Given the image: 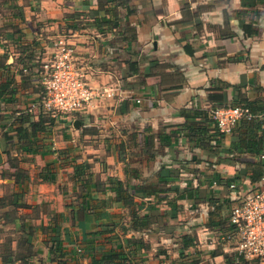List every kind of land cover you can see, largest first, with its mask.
Listing matches in <instances>:
<instances>
[{
	"label": "crops",
	"instance_id": "obj_1",
	"mask_svg": "<svg viewBox=\"0 0 264 264\" xmlns=\"http://www.w3.org/2000/svg\"><path fill=\"white\" fill-rule=\"evenodd\" d=\"M115 5L112 0L95 14L98 0H0V82L18 87L15 95L7 94L0 100V197L8 195L31 205L18 211L35 210L42 202L57 198L54 212L64 213L65 222L71 221L63 225L69 264H91L87 241L94 231L106 228L102 224L108 220L113 221L111 229L118 240H106L107 233L94 245L110 249L120 243L130 251L132 264H232L229 256L233 251L216 240L221 232L218 220L228 219L238 193L230 184L236 183L243 191L252 184V168L259 162L264 164V148L259 155L236 150L234 143L243 131L239 125L234 132L223 133L219 141L213 137L199 144L192 142L183 128L186 118L182 111L233 103L239 96L251 101L264 97V0H128L127 6ZM111 9H117L122 17L117 28L111 26ZM2 10L15 12L3 15ZM81 15L82 28H72L77 20L74 16ZM45 20L55 23L51 28L61 29L59 36L65 29L69 32L65 36L87 59L90 83L111 93L93 101L86 116L80 113L83 126L93 127L95 134L82 128L76 133L78 137L71 136L68 126L79 119L75 114L56 120L48 133L54 154L41 148L35 153L25 152L17 134L6 138L15 133L16 119L36 98L40 86L34 76L23 78L13 47L22 46L24 38H33L35 45L45 43ZM248 21L257 33L246 32L244 23ZM88 30L93 33L82 34ZM62 126L67 131L62 137L56 136L54 128ZM101 136L102 143L94 146L93 139ZM73 146L92 164L94 172L90 193L80 200L88 202L87 208L72 203L66 206L65 189L64 195L58 190L43 192L60 186L59 173L57 182H51L39 172L35 182L39 187L29 198L36 167L30 171L26 157L41 165L42 171L47 161H57L56 167L61 162L57 160L59 150ZM66 156L62 167L71 173L73 168L67 165L71 158ZM9 159H18L30 178L16 183V168ZM163 167L171 169L172 185L179 188L176 218L167 215L171 208L168 198L175 192L143 194V187L159 184ZM110 179L136 187L140 191L132 198L136 204H111L116 190L111 189L115 183H105ZM213 200L221 208L211 214ZM10 208L14 210L11 205L0 208V217L7 219ZM46 215L52 217L53 211ZM134 218L146 224L135 226ZM211 218L213 226L208 224ZM185 242L190 245L185 246ZM46 252L47 258L39 262L35 258L32 264H55L48 247Z\"/></svg>",
	"mask_w": 264,
	"mask_h": 264
},
{
	"label": "trees",
	"instance_id": "obj_2",
	"mask_svg": "<svg viewBox=\"0 0 264 264\" xmlns=\"http://www.w3.org/2000/svg\"><path fill=\"white\" fill-rule=\"evenodd\" d=\"M110 1L112 0H98V8L94 9V13L96 14L100 12V8L104 7L106 3H109ZM114 1H116L115 6H127L128 4V0ZM110 15L112 17V20H110L111 26L113 28H117L120 25L122 17L119 16L117 9H111ZM105 18L106 16L103 17V19ZM75 19L77 20L75 21ZM73 20L76 24H73L72 28H79L80 23H78V18L74 16ZM244 27L247 33L254 34L258 32L257 30H253L252 23L249 21L246 24L244 23ZM25 46L27 49L25 51L23 50V54L18 57L17 61L22 65L20 73L22 74L23 78L30 79L33 78V76H36L34 70H32V60L34 59L33 57L37 54V50L34 40L31 43L27 42ZM233 59H235V57H233ZM25 67H29L28 72H25L23 70V68ZM24 73L27 75V77L26 75H24ZM24 85H27V82ZM17 88V85L13 86L11 82L2 80L0 82V100L5 99V96L7 94L15 95L18 91ZM42 90L43 89H41L40 92ZM261 91L264 93V88H262ZM226 105H243L245 107H248L251 113L253 114L252 119H243L239 123V128L237 126L234 129V131L237 128L239 130L243 129V131H241L239 134V139L237 140V142L234 143V148L239 151H250L257 155L262 153L264 148V97L259 98V100L251 101L247 98H242V96H239L237 97V99H235L233 103L213 105L209 109H184L182 113L185 116L186 121L183 124V128L187 131L190 140L192 142L197 141V143L199 144L205 138H209L211 140L213 137H215L216 141H219V139H221L220 136H222L223 133L220 131L216 120L212 117V110ZM1 109L2 108L0 103V118L2 117ZM74 114H78L76 116L79 117L78 120L81 121L82 128L85 133L95 134L96 129H94L93 127L83 126L85 122L84 119L81 117L80 113H73L72 115ZM57 119L58 118L53 117L47 111H44L40 106L38 108L33 109L32 111L28 106L26 111L21 113V115L18 116V119H16L14 123L15 125H17L16 129H14L15 133L7 135L6 138L12 139L14 134H17L18 143L20 144V148H22L23 151L35 153L39 151V148H41L42 150H45V152H50L54 154L56 152L55 150L47 148L49 145L48 133L49 131H51V128L56 124ZM211 131L212 133H210ZM67 154L68 158H71L70 161H68L67 165L73 168L72 179L77 185H81L82 187V192L80 195V197H82L83 195H85V193L89 192L90 190V185L92 183L91 179L94 176V172L92 171V164L88 161L83 160L81 153H78L75 147H72L70 149L66 148L59 150V157L57 158V160L67 158ZM9 161L11 167L15 166L16 168L13 172L16 183L20 182L21 179L25 180L30 178L28 171L18 165V159L16 160V162H14L13 159H9ZM56 162L57 161L55 160L47 161L45 166L42 168L41 177L44 180L57 182V172H55L54 170L56 168ZM165 168L166 167H163L160 172L161 179L159 184L143 187L144 191H142L143 194H146L149 191H152L155 194H159V192H166L168 194L175 192L173 197L170 196L168 198L169 205H171V210L169 209V213H167V215H169V217L171 218H176L174 212L179 210V205L177 204L179 188L177 186L172 185L173 172L171 171V169ZM252 171V183H255L260 180V178H262V176L264 175V164L259 162L258 165L253 166ZM105 183H115V185L111 186V189L116 190V195L111 199V204L115 201H122L124 205L136 204L135 201L133 202L132 199L134 193H136L138 190L136 187H132L129 184H124V182H122L121 180L113 182V180L110 179L109 182L106 181ZM97 185H95L96 188L98 187ZM66 193L67 191L64 190V194ZM67 198L68 200L66 202V206H71L72 200H70L69 197ZM87 203L88 202L85 199L84 201H81L79 204L80 208H87ZM228 203L231 204V201L229 200ZM235 204L236 203L234 200L232 207ZM9 205L13 206L14 210L5 214L7 219H5L4 222L19 224L23 236H21L18 240V245L16 247H13L12 242L9 243V246L6 244L4 245V248L0 251V257L2 258L1 264H16L17 261H20L23 264H32L38 254L35 248V238L39 229L43 230L46 234V239L44 240L45 243L52 242V245L48 247L50 260L55 264H69V252L65 249L64 239L62 238V234L63 232H65L63 228V222H65L64 213H54L53 216L50 217L48 227H45L43 225L39 226L32 224L27 227V219L24 220L25 217L17 214V212L20 208H30L31 205L26 202L23 203V201L20 202L19 199L14 200L8 195L0 197V208H5ZM212 205L215 209L211 211V214L217 212L221 208V206H219V204H217V201L215 200L212 201ZM139 222L141 225L146 224L142 219L134 218L135 226H137ZM227 222L228 219H226V217H223L220 222L218 220V223H221L218 230H221V232L224 231L227 227ZM208 224L210 226H213L214 218H211V221H209ZM113 225V221L111 222L110 220H108L107 222L102 224V226H105L106 228H104L103 230L100 229L94 231L92 234V239L87 241L90 243L88 248L92 254L91 264H132L129 261L131 259L130 251H126L125 249H123V246L120 245V243L117 242L118 245L116 247H111L110 249H99L96 247L97 245H94L99 236H102L107 233L108 235L106 237V240L110 242L113 240H118V234L115 233L113 229H111V226ZM25 231L27 232V235ZM184 245L188 246L190 245V243L185 242ZM0 246L3 245H1L0 243ZM229 258L230 260H232V264H259V262L254 260H247L243 256H239V261L237 262H235V260H237L238 257L236 258L235 255H230Z\"/></svg>",
	"mask_w": 264,
	"mask_h": 264
},
{
	"label": "built area",
	"instance_id": "obj_3",
	"mask_svg": "<svg viewBox=\"0 0 264 264\" xmlns=\"http://www.w3.org/2000/svg\"><path fill=\"white\" fill-rule=\"evenodd\" d=\"M45 52H38L32 60V70L42 86L29 105L32 111L39 106L55 118L86 113L93 101H99L107 90L102 91L89 81L88 67L80 64L78 51L68 37L60 35L52 39ZM25 72L29 67L23 68ZM212 117L222 133H232L243 119L253 114L243 105H226L212 110ZM264 158V154L262 155ZM235 193L227 227L216 240L227 244L239 261V256L264 264V175L245 191L236 183L230 184Z\"/></svg>",
	"mask_w": 264,
	"mask_h": 264
},
{
	"label": "rangeland",
	"instance_id": "obj_4",
	"mask_svg": "<svg viewBox=\"0 0 264 264\" xmlns=\"http://www.w3.org/2000/svg\"><path fill=\"white\" fill-rule=\"evenodd\" d=\"M10 12H15V11H11V10H2L1 11V13L3 15H7ZM83 22H84V18H83V15H81V17L78 18V23H80L82 25ZM42 23H43V27L45 29V30H42V33L44 35V36L43 35L42 36L43 37L47 36V37L45 38L46 39L45 43H43L41 45H38V44L35 45L37 53L38 52H45L46 50H48V48L52 44V41H53L52 39L58 37L59 33H60L59 31H61V29H59V27H57L55 29L51 28V25H55V23L50 22L49 20H45ZM81 28L82 27H80L79 29H81ZM89 31H90V33H93V32H91V30H88L86 32L83 31L82 34L89 33ZM63 32H64V35L65 34H69V32L66 29ZM32 41H33V38L31 40L24 38L23 39V43L24 44L22 46L21 45H18V46L15 45L13 47L14 51L17 53L16 55H19V56H15V57H20L23 54L22 51L24 50L25 44L27 42L31 43ZM19 51H21V52H19ZM77 53H78V55L80 57L79 58L80 64H83V65H84V63L86 64L87 59L85 57H83V54H80L79 52H77ZM38 87H39L38 89H39V92H40L42 87L41 86H38ZM39 92H38V94H39ZM88 112L84 113V116H86V114H88ZM76 115H74V116H76ZM81 129H82V124H79V127H75L74 123H72L70 126H68V131L71 133V136L73 135V137H75L76 135H77L76 137H78V134H76V133H80ZM105 129L106 128H103V130H105ZM65 131H67V130L65 128H63V126L62 127H58V128H54V132H55L54 134L56 136L59 135V137H62V132H65ZM72 133H74V134H72ZM103 139H104L103 136H101V138H94L92 144L94 146L98 145L99 143H102ZM72 144L75 145L76 141H74ZM58 146H59V144H57V147ZM49 147H51V143H50ZM73 147H76V146H73ZM51 149H52V147H51ZM77 149L81 150L80 145H79V148L77 147ZM83 149H85V148H83ZM30 158L31 157H26L27 161L29 162L28 163V167H30L29 170L32 171L36 167V170H34V180L35 181H32L33 184H32V186L30 185V187H29L30 190L27 193V195L30 196L29 198L32 199V195H33V191L32 190H36L39 187V184H37V186L35 187V182L38 181V179L40 178L38 176V173L41 172L40 171L41 170V165H38L35 160L31 162ZM98 159L101 160V157L98 158ZM64 162H66V161L62 158L61 162H58V164L56 165L57 173H59V184H60V186L58 184H56L55 190H52V189L50 190L48 188V189H45L43 192L44 193H47V192L51 193L53 191L56 192L58 190V192H60L61 194L64 195V193H62V191L65 189V190L68 191L69 199H72V205L74 207H77L80 204V200H81L80 195H81V192H82V187H81V185H75V181L73 179L71 180L72 172L69 173L68 170H66L65 167H62V164ZM65 177H67V180L65 179ZM26 198H27V196H26ZM57 208H58V202H57V198H56L53 202L52 201L42 202L40 204V206L37 209H35V210L21 209L20 211H18V214L22 215L23 217H25L24 220L27 219L26 220V223L28 224L27 227L30 226L31 224L32 225H39V226L43 225L45 227H48L49 222H50V217H49L50 215L47 216L46 214L49 211H53V214H54L55 213L54 211H56ZM10 210H11V208H10ZM39 211H43V214L40 215ZM66 211H68V210H66ZM4 220L5 219L0 217V224H2V226L0 225V243H1V245H3V246H0V251L4 248L5 244L9 246L10 242L13 243V247H16L18 245V240L20 239L21 236H23L22 231L20 230L19 224L11 223V224L5 225ZM65 223H71V221L63 222V225ZM26 235H27V232H26ZM45 235H46L45 232L43 230L39 229L38 233L36 235V238H35V248L37 249V252H38V254L36 256V259H37L36 261L37 262L41 261L44 258H47L46 249H47V247L52 245V242H48V243L44 242V243H42V241L46 238ZM62 238H64V232L62 234Z\"/></svg>",
	"mask_w": 264,
	"mask_h": 264
},
{
	"label": "water",
	"instance_id": "obj_5",
	"mask_svg": "<svg viewBox=\"0 0 264 264\" xmlns=\"http://www.w3.org/2000/svg\"><path fill=\"white\" fill-rule=\"evenodd\" d=\"M79 124H81V121H80V120H76V121H75V126L78 127Z\"/></svg>",
	"mask_w": 264,
	"mask_h": 264
}]
</instances>
